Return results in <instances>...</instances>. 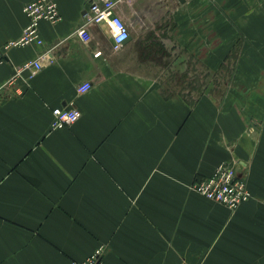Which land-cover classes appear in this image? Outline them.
Listing matches in <instances>:
<instances>
[{
    "label": "crops",
    "instance_id": "obj_1",
    "mask_svg": "<svg viewBox=\"0 0 264 264\" xmlns=\"http://www.w3.org/2000/svg\"><path fill=\"white\" fill-rule=\"evenodd\" d=\"M31 1L0 0V47L20 37ZM224 1L121 4L130 37L115 51L106 23L88 44L77 35L89 0H58L62 21L40 23L45 44L8 53L1 82L52 48L53 63L0 92V264H71L100 245L103 264H264V8L232 0L248 19L239 66L256 89L223 97L191 84L209 32L223 42ZM83 82L93 86L79 94ZM63 107L81 117L52 129ZM222 162L251 192L236 211L191 190Z\"/></svg>",
    "mask_w": 264,
    "mask_h": 264
},
{
    "label": "built area",
    "instance_id": "obj_2",
    "mask_svg": "<svg viewBox=\"0 0 264 264\" xmlns=\"http://www.w3.org/2000/svg\"><path fill=\"white\" fill-rule=\"evenodd\" d=\"M132 0H89L88 10L84 16V24L76 31L80 39L90 43L92 33L90 26L106 23L111 29L114 50H119L130 37L129 24L117 13L121 4H129ZM28 19V24L17 39H13L0 47V67L5 62L8 53L14 48L36 45L42 47L45 43L40 34V23L43 21L57 24L62 21L58 0H34L26 3L22 9ZM52 49H48L38 55L35 60H29L15 68L16 74L13 80L1 82L0 92L7 86L12 85L17 77L24 71H30L31 76L42 70L43 67L53 63ZM102 51H96L95 57L102 56ZM93 84L83 82L78 85L79 94L89 92ZM52 129H63L76 123L81 112L76 108H55L52 111ZM191 190L206 199L219 203L231 211H236L243 203L251 198V192L247 183L241 179L233 164L220 163L214 172L206 177L197 178L191 185ZM105 246L100 245L94 252L83 261H72L71 264H103Z\"/></svg>",
    "mask_w": 264,
    "mask_h": 264
},
{
    "label": "rangeland",
    "instance_id": "obj_3",
    "mask_svg": "<svg viewBox=\"0 0 264 264\" xmlns=\"http://www.w3.org/2000/svg\"><path fill=\"white\" fill-rule=\"evenodd\" d=\"M243 3L249 5V9L253 10L264 8V0H248V2L245 1ZM201 6L197 5L195 9L201 12L205 11V8ZM235 7H237V2L235 1L228 0L223 3L222 12L224 18L219 19L217 24L218 27L223 26V33L220 34L223 42L220 43L219 39L216 40L214 30H211L213 33L209 32L207 35V48L204 52L200 51V53L202 52V56H204L203 53H206L205 57L207 58L208 64L204 65V62L200 60L201 64L199 65L198 62L193 61L191 67V84L193 89H204L208 87L209 91H218V94H222L225 97L230 92L234 91L236 93L237 89L253 91L260 84L257 81H252L251 75H249L252 73H246L248 72V68L243 70L239 66V58L247 48L248 41L250 42L252 40L246 28L248 19H242V17L237 19L236 16L239 14L235 13L237 11ZM195 9H193L192 24L193 26H202L201 22H203V19L199 16L201 14L197 13ZM253 16L255 17V15ZM220 21H223V23H220ZM255 22L257 23L256 20ZM200 53L197 55L193 53V59H199ZM244 73L247 74L248 80L242 78L245 75ZM255 99H257L256 105H261L262 107L263 97L260 95L259 97H255ZM242 101L247 102V98H243ZM259 124L260 126L264 125L263 120Z\"/></svg>",
    "mask_w": 264,
    "mask_h": 264
},
{
    "label": "water",
    "instance_id": "obj_4",
    "mask_svg": "<svg viewBox=\"0 0 264 264\" xmlns=\"http://www.w3.org/2000/svg\"><path fill=\"white\" fill-rule=\"evenodd\" d=\"M181 2H184L185 0H180Z\"/></svg>",
    "mask_w": 264,
    "mask_h": 264
}]
</instances>
